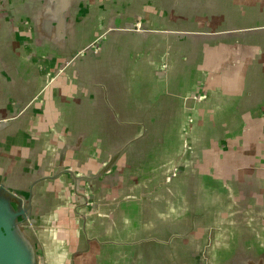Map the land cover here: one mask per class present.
I'll return each instance as SVG.
<instances>
[{"label": "crops", "instance_id": "0c3cea01", "mask_svg": "<svg viewBox=\"0 0 264 264\" xmlns=\"http://www.w3.org/2000/svg\"><path fill=\"white\" fill-rule=\"evenodd\" d=\"M117 1L76 0V8L72 2L58 15L54 1L0 0V182L19 193L34 183L35 235L44 241V264H194L189 254L196 248L191 240L181 243L180 234L204 241L200 264H264V156L255 144V131L249 145L239 138L225 151L208 144L210 133L198 132L203 141L195 165L201 172L209 167L217 180L213 190L204 187L201 177L200 183L185 182L191 188L185 191L187 198L179 187L182 176L167 179L165 167L143 185L137 172L128 199L127 191L116 189L113 174L121 186L126 182L115 163L135 138L126 133L131 116L160 135L163 163L177 166L180 159H189L180 150L179 126L164 125L179 122L181 109H187L180 86H169L154 67L142 65V58L127 65V50H118L115 43L123 34H106L104 49L68 62L76 46L92 41L101 27L127 22L132 1ZM187 1L194 3L193 9L214 8L211 0ZM225 1L236 2L235 10L246 4L253 19L264 10V0H220L227 9ZM180 3L141 0L134 9L146 23L176 25L181 17L174 11L182 9ZM107 43L113 44L107 48ZM110 48L114 50L107 54ZM261 99L258 106H264ZM222 101L223 96L213 98L214 105ZM200 113L211 115L210 108ZM252 113L258 119L250 113L245 122H264V111ZM249 129L240 132L249 136ZM103 165L107 170L95 177ZM164 197L169 207L160 213L156 203ZM186 202L192 206L187 217ZM161 219L168 229L158 238L147 230ZM172 224L180 232L168 233ZM112 235L118 238L109 240ZM208 255L220 260L211 261Z\"/></svg>", "mask_w": 264, "mask_h": 264}, {"label": "water", "instance_id": "95a60500", "mask_svg": "<svg viewBox=\"0 0 264 264\" xmlns=\"http://www.w3.org/2000/svg\"><path fill=\"white\" fill-rule=\"evenodd\" d=\"M47 1L57 3L60 7L57 9L58 14L59 11L66 12L67 5L72 6V2L76 0ZM122 1L124 4L127 2ZM131 1L133 9L127 11L126 23L101 27L100 33L92 41L76 46L75 55L68 62L85 52L104 49L102 46L105 44L103 39L106 34H123L125 38H120L115 43L118 50H127V65L135 64L136 58H142V65L148 69L154 67L158 72L157 76L162 77L169 86H180V100L187 109H181L179 122H165L164 125L169 129L172 125L174 128L179 126L180 134H183L180 146L183 154L189 156V146L195 149L202 145V137L198 132L210 133L208 144L214 146L216 151H225L228 144H236L239 138L244 145H249L250 133L255 131L259 134L255 138V144L257 143L261 151L260 155L264 156V122L258 120L259 122L252 123L244 120L250 113L258 119L252 112L264 111L263 105H257L258 99L262 98L261 101H264V10L261 9L258 18L253 19L248 14L246 4L242 9L235 10L236 2L225 1L226 9L220 0H208L214 8L197 10L198 8L193 9L194 3L180 0L182 9L177 7L174 12L182 19L177 17L179 22H173L176 25H172L167 21L153 23L148 20L146 23L139 15V10L134 9L140 5L141 0ZM76 3L73 2L75 8ZM189 10L193 17L189 16ZM171 73L174 74V79L171 78ZM215 95L223 96L224 101L220 105H214ZM192 102L195 103L194 106L189 105ZM241 104L244 106H240ZM204 108H210V117L201 115L200 111ZM236 110L240 114H236ZM203 118L207 121L201 120ZM128 122L127 130H135L136 123ZM245 123L251 128L249 136L240 132L246 130ZM256 126L259 129H254ZM134 140L135 138L130 142ZM185 163L186 161L179 160L180 165ZM174 167L177 166L171 167L167 179L175 178V169L172 170ZM105 170L107 165H103L95 177ZM69 173L74 178H79L73 172ZM50 177L46 176L45 179ZM33 185L34 183L25 193H19L20 191L12 189L4 181L0 182V264H44V241H39L35 235L37 210L31 201ZM188 236L180 234L179 241L182 243L185 239L191 240L192 246L196 248L189 254L195 258L192 262L203 263L204 241H200L199 237ZM216 258L219 257L211 255L210 259L220 260Z\"/></svg>", "mask_w": 264, "mask_h": 264}, {"label": "rangeland", "instance_id": "374dc122", "mask_svg": "<svg viewBox=\"0 0 264 264\" xmlns=\"http://www.w3.org/2000/svg\"><path fill=\"white\" fill-rule=\"evenodd\" d=\"M116 5L118 4L117 0H112ZM114 24H119L115 23ZM114 35V34H112ZM113 43H107V48L109 45H112ZM114 49L110 48L107 49L105 52L109 54ZM138 85L143 84V81H139L137 83ZM164 105V103L160 104V106ZM164 112H167L166 110ZM131 121L128 123H136L135 130L126 129V133L129 135H134L136 141L133 143H129L122 154V156L119 158V160L115 163V165L119 166L118 172L122 177H126V182L121 186L119 183V178L116 174H113L112 177L115 182L116 189L118 191H127L133 189L135 185H137V182L135 181V175L137 172H140V185L145 184L150 178L153 176L160 175L162 172V167H165V170H170L171 166L174 163H170L168 165L167 163L162 162V155H163V140H161L160 135L158 136L155 132H152L149 127H147V131L145 130L144 123L145 121H132V119L136 118V116L129 117ZM129 138V137H127ZM203 141V139H202ZM201 145L196 147L195 149H192L189 146V159L186 164L177 165V167L172 168V170L175 169L174 175L175 177L177 175H181L182 177L179 179V187L181 191H183L184 196L189 198L188 195L185 194V191L188 192L191 191V188L188 187V184H185V182H188L189 184L192 183H200L201 177L203 178L204 187L208 188L210 190H213L217 186V180L210 176L209 174V167L204 166L203 171H199L198 167L195 165V159L194 156L197 154L198 149ZM138 161V162H137ZM184 162V160H182ZM156 163V165H155ZM153 172H155L153 174ZM167 198H161L159 202L156 204V208L159 210L160 213H164L167 211L169 204L166 203ZM185 208L183 210V215L185 217L189 216L191 212L192 206L188 205V202L185 203ZM168 229V227H167ZM167 229H165L164 221L163 219L156 222L155 228H150L147 231L156 233L154 236L158 238H163V234L166 233ZM184 229V227L182 228ZM181 229H179L178 226L171 225L169 227L168 233L176 234V232H180ZM111 235V233L107 234ZM127 239V234L124 235ZM118 237H114L113 235L110 237L109 240H115Z\"/></svg>", "mask_w": 264, "mask_h": 264}, {"label": "flooded vegetation", "instance_id": "af4514ba", "mask_svg": "<svg viewBox=\"0 0 264 264\" xmlns=\"http://www.w3.org/2000/svg\"><path fill=\"white\" fill-rule=\"evenodd\" d=\"M81 204H83V202ZM85 225H86V223L85 222L83 223V221H82V230H83L84 233H85V230H86ZM82 252H84V251H82Z\"/></svg>", "mask_w": 264, "mask_h": 264}]
</instances>
